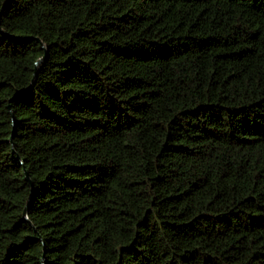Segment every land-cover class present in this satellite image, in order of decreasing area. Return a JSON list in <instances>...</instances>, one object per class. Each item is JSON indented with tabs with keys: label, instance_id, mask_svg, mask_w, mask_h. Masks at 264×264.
<instances>
[{
	"label": "trees",
	"instance_id": "trees-1",
	"mask_svg": "<svg viewBox=\"0 0 264 264\" xmlns=\"http://www.w3.org/2000/svg\"><path fill=\"white\" fill-rule=\"evenodd\" d=\"M5 1L0 264H264V0Z\"/></svg>",
	"mask_w": 264,
	"mask_h": 264
},
{
	"label": "water",
	"instance_id": "water-1",
	"mask_svg": "<svg viewBox=\"0 0 264 264\" xmlns=\"http://www.w3.org/2000/svg\"><path fill=\"white\" fill-rule=\"evenodd\" d=\"M8 1H9V0H6L3 6H5V5L7 4ZM2 33L5 34V32H3V31H2ZM35 39H36V41L39 43L40 48L43 50V54H42L41 57H39L38 59H36V61H35V63H34V70H33V74H32V77H31V79H30L29 84H28L26 87H22V88L16 90V91L14 92V94L12 95V98H10V100L13 99L14 97H16L18 94H20V93H22V92H24V91L29 90V89L33 86V84H34V80H35V77H36V74H37L38 69H39L40 66L46 61V58H47V50H46V47L44 46L43 42H42L39 38L36 37ZM25 174H26V173H25ZM26 177H27V174H26ZM31 192H33V188H31ZM30 198H31V195H30ZM30 198H29V200H28V202H27V204H26V206H25V208H24V211H23V217H24L26 220H27L26 209H27L28 204H29V202H30Z\"/></svg>",
	"mask_w": 264,
	"mask_h": 264
}]
</instances>
